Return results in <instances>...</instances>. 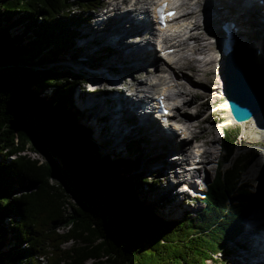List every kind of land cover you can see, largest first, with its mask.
Masks as SVG:
<instances>
[{
    "label": "trees",
    "instance_id": "obj_1",
    "mask_svg": "<svg viewBox=\"0 0 264 264\" xmlns=\"http://www.w3.org/2000/svg\"><path fill=\"white\" fill-rule=\"evenodd\" d=\"M98 1L0 0V236L9 245L0 242V264H228L204 252H215L259 204L255 188L264 191V169L255 188L241 180L257 158L251 152L214 174L197 217L202 230H213L208 246L201 238H190V246L169 239V232L178 234L193 222L165 224L153 208L148 215L151 205L139 203L140 190H152L156 180L136 174L122 180L135 165L126 157L102 156L72 103L83 95L82 77L57 65L73 46L81 14ZM133 146L124 144L129 158ZM220 147L224 164L236 147L234 137L224 133ZM61 227L65 232L57 233Z\"/></svg>",
    "mask_w": 264,
    "mask_h": 264
},
{
    "label": "bare ground",
    "instance_id": "obj_2",
    "mask_svg": "<svg viewBox=\"0 0 264 264\" xmlns=\"http://www.w3.org/2000/svg\"><path fill=\"white\" fill-rule=\"evenodd\" d=\"M131 1L135 0H130L129 2ZM145 1L151 2L153 0ZM108 2V8H111V10H113V14L111 17L112 20L110 23L106 24L105 26H102L101 31H98L97 29L93 31L85 28L80 29V32L82 33L81 35L84 36V44L82 43L83 46H85V44L88 46H95L98 48L94 49L97 52L99 51V49L100 51H102L103 49L107 50V56H98L99 58H101V61L99 62V68L105 70L107 72V75H102V71L100 69L96 70V72L87 73L94 74L96 75L95 77L97 79L101 80L104 76H114L111 75L112 73H117L116 75L119 77H127L130 76L131 73L136 72L144 73L145 75H149L150 77L147 80L141 82L135 81V78H132V81L128 85L126 90L130 92L129 95H126V93L123 92L125 90H121L120 92L116 91L112 93L111 98H109L108 101H110L113 106L111 105V109H109V111H106V136L109 137L111 132L116 133L117 131L127 133V135L132 134L131 130H129L127 126H123L121 124L120 119L121 116H123L124 114L132 116L136 119H140V124H134L131 129H141L144 138L148 140V142L144 144L150 147L152 153H157L156 155H153L154 159H156L157 157L162 156L165 151L162 149V144L158 140L159 138H165L167 140V149H172L179 147V145H184L185 141H187L189 138L187 137V133H183L181 139L182 141H179L176 139V136L171 133L170 128H165L164 126H161L154 119H151L152 122H147L146 120L148 119V116H144L143 114L137 115V112H139L138 110L141 109L140 106L141 101L144 98L145 89H154L156 88L158 83L167 84L169 89H177L179 87L181 90L176 91V98L182 103V106L184 108H188L192 104L194 99L191 94V89L196 84L193 85L191 80H189L186 76L180 74V70H178L179 72H175V70L171 69V66L167 64V61H164L159 58L154 50H152L153 52L148 50V47L151 46V37L153 36V30L150 27L149 21L142 22L136 20L135 17L140 14L136 13V9L131 7H129L124 12L116 13V11L120 9L118 7L117 1L108 0ZM146 5L147 4L144 3L141 7H148ZM204 5L206 7V12L208 16L212 18L214 22L218 20L225 21L229 19L235 24V27L238 29V31L233 33L232 38L236 40L235 42L237 44L239 43L237 42L238 35L236 33L241 32L240 29L244 30L249 40H258V42L260 41V43H263L262 39L264 38V0L262 5H258L255 2H252L251 0H205ZM188 15V21L184 24L178 25L177 27L190 26V28L192 29H190L189 33H191V37L193 38L195 44L194 46L188 48V43L183 40L178 41L179 45L182 48L180 50L179 56L180 60L182 61L181 67H188L191 65L192 59L188 58V56H183V54L187 51L192 54L197 53V55H201L200 52H204L202 54L207 56L208 60L203 66V68L210 66L213 64L211 58H209L208 56V53L211 51V48L208 47L206 41V44L201 42L203 41V38L206 40L207 34L205 32L198 31L200 28L195 12L191 10ZM255 35H259L258 39H255ZM140 36L146 38L143 44H139L141 45V47L136 46V44L138 43L136 41H134V43L129 44V37L138 38ZM249 52H252V59L255 63L256 68H260V64H262V59L259 55V52L257 53V56H254L255 50L252 47H250ZM261 52L263 57V48ZM85 54L87 56L86 60L89 62L91 60L96 59L93 56L95 54H90V50H87ZM255 61L259 62L260 64L257 65ZM150 70L151 72H149ZM242 70L244 77L248 81L249 87L252 89V91H250V95L253 97L255 104L257 106H261L262 104L264 105V84L257 83V81L253 78L254 72L252 68L251 70H246L242 67ZM206 71L210 72L211 69H207ZM165 73H169L171 75V79L166 76ZM217 84H221L220 79H218L214 83V85ZM141 86L144 88V90L142 89L140 91L137 88ZM216 89L217 88L214 87L212 90ZM100 97L102 98V93L100 94ZM87 107L89 109H94L97 115L99 113L97 108L102 107V101L90 98L87 100ZM239 110L241 113V108H239ZM227 111L228 115L231 116V114H229V108H227ZM179 116L185 120H192L193 118V115H188L184 112L182 114H179ZM238 116L243 117L244 115L238 114ZM252 129L255 132L254 136L256 141H259L260 136L258 126L254 124L252 126ZM190 133H192L195 138L198 137L195 132L190 131ZM112 144L118 147V140H114ZM204 144L207 146L206 143ZM179 152L189 155V151L185 150L184 147L181 148ZM211 152L212 150H209L208 148H204L202 151V166L199 168H201L203 172L206 171L205 165L207 164V162L210 161L209 156H211ZM146 154L147 153L143 155ZM168 160H170V158ZM168 160L157 159L155 163L156 165H158V167L160 164L161 168H163L161 173L164 179L168 180L169 177H172L173 179H177V181H172V183L168 185L167 188L165 187L167 189L166 191H164L163 193L159 191L157 194H155L156 196L153 195L152 198L166 202L170 207L169 209L174 212L173 214H175L181 206L180 201L176 200L179 195L182 197V194L178 193L176 188L179 183H181V180L178 173L172 172V174L169 175L168 172H166V169L168 168L173 169L171 167L173 166V164L168 163ZM178 163L180 164L182 163V161H179ZM257 166H259V164L253 165L250 168V176H252L256 172ZM197 173L200 172H191V174L193 175ZM171 191H175V193L172 194ZM259 192H261V190H259ZM262 214H257L256 212L252 213L248 219L250 226L247 225L248 221L244 222V224L242 223V225L240 226L239 230L241 234L236 237V239H239L240 241H236V239L234 240V242L238 244L239 247H243V250H241L242 248L239 249V251H242V254H235L236 257H238V260L240 261H247L251 264H264V214ZM244 220L245 218L243 219V221Z\"/></svg>",
    "mask_w": 264,
    "mask_h": 264
},
{
    "label": "rangeland",
    "instance_id": "obj_3",
    "mask_svg": "<svg viewBox=\"0 0 264 264\" xmlns=\"http://www.w3.org/2000/svg\"><path fill=\"white\" fill-rule=\"evenodd\" d=\"M100 3H103L102 0H100ZM100 11L102 12V9H100ZM76 13L77 14H81V11L78 10ZM85 15H86V13H82L81 14V18H85ZM90 15H91V13H90ZM78 26L84 27L85 29H87V28H89V29L92 28L93 30L96 29V26H94L93 23L91 25H86V24H83V23L79 22ZM81 27L78 28L77 30L75 29L77 35H79V36L82 34L80 32ZM240 31L241 32L236 33L238 35L237 42L240 44V46L241 45H245V47L247 48L248 51H249L250 47L254 48V50H255V52H254L255 55L254 56H257L258 55L257 53L259 52V55L261 56V59H262V64H260L259 62H256V61L255 62H256L257 65L260 64L261 70H264V54H263V57H262V52H261L262 48L264 49V38L262 39L263 43L262 42L260 43V41L258 42V40H249L248 36L244 32V30L240 29ZM10 32L12 34L15 33V31H13V30H11ZM239 35H241V36H239ZM258 36L255 35V39H258ZM81 39L82 38L80 36L79 39L75 40V42L73 43V46H71L70 49L66 53L62 54L61 57L65 59L66 63H69V67L72 68L71 70H73V71L85 73L87 71L99 70L100 69L99 68V65H100L99 62L101 61V58H99L98 56H100V57H104V55L107 56V54H106L107 52L104 53V54H103V52L96 53L95 55H93L96 59L91 60L90 62H87V61H85L87 59L86 58L87 56H86L85 52L87 50H90V54H93L92 50L98 49V48L95 47V46H88L86 44H85V46H83L84 43L82 42L83 44H81V41H82ZM205 41L206 40L203 38V41H201V42L205 43ZM77 44L78 45L81 44L80 47H82V48H78ZM257 46L259 47V49H258ZM79 51H80V53H79ZM99 51H100V49H99ZM187 53H189V51H187ZM250 53L252 54V52H250ZM232 61H234V60H232ZM74 65H75L76 68L74 67ZM64 66H67V65H62V64L58 65V67H64ZM203 66H204V63H201V64H199L197 66V69H201V68H203ZM190 67L192 69L195 68V66L193 64H191ZM208 68H209V66L206 67V69H208ZM100 70L102 71L103 74H106L105 70H102V69H100ZM181 71L184 72L183 75L188 77L189 80L191 79L192 82H194V83L196 82L195 79L190 75L189 72H187L185 70H181ZM132 78H135V81H138V80L144 81L145 79H148V76H146L144 73H140V74H137V75H134V76L130 77L129 78L130 81H131ZM206 80L208 82L210 81V83H211V73L209 74L208 78H206ZM141 81H139V82H141ZM194 83H193V85H195ZM79 85H80V83H79ZM80 87H82V86L80 85ZM123 88H126V86L123 85ZM99 89H102L101 85H100ZM138 89H143V88L141 87V88H138ZM125 93L127 94L128 92H125ZM192 93H196V90L193 89ZM89 97H92L91 99H98L99 101H102V100L105 101L106 100V98H105L106 96L102 95V98H101L100 97V93H98V94H95L93 96H86V98L84 97L82 99H78L77 95L73 96L72 97V103H73V106L78 110V121H80L81 125H83L81 123L82 122L81 120H83L84 117L86 116V115H84V110L90 112L88 114L89 120L85 117L86 118V122L85 123L92 129V133L91 134L96 139V141L99 142L100 137H98V132L100 131L99 128H101L102 124H100L98 122V120H96L94 117L92 119V116H94L95 113L92 110L87 109V107H86L87 98H89ZM108 102L110 103V101H108ZM105 106H103V110L104 111L106 109H109V107H110L108 104H106ZM192 106L196 107V105H190L186 109V114H193ZM97 109H98V112H99L97 115H99L102 112V107L101 108H97ZM81 112H82V115H81ZM105 125L107 127V124H105ZM200 129L201 130L195 129L194 131L198 132V136L200 138H202L204 141H206L207 148L209 150H212L211 156H209L210 161L207 162V164L205 165L206 171L203 172L205 174V176H206V179L208 181L212 180L214 174L216 172H218L219 168L223 169V168H226L228 165H233L234 163L241 162V161H243L246 158V156L249 153L256 151V150H254L252 148L251 144L248 143L247 141L241 142V136H238L239 132L236 131V132H234V136H235L234 139H235V142H236V147H235V149L233 151V155L231 156V159H229V161L227 163L223 164V161H222V159L220 157L221 156V151H219L218 141H216L212 136L209 135L210 130H211L210 127L208 125H206V124H203V125H201ZM103 134H104V141H103L102 146L105 149H107L108 151H110L111 149L115 150V151L108 152L107 156L108 155L113 156L112 154H123L124 151L121 148L122 145L125 144V143H128V142L134 143V146H133L132 152H131L132 153V157L129 158L126 155V158H127V160H129V162H132V163H128V164L129 165H135V167H131L130 169H127V171H129L128 172L129 176H126V175L124 176L123 175L122 176V180H124L125 178L136 177L135 173L137 174V176L139 175V177L147 180V182H148V180H152V181L156 180V183H154V186H153L152 190L148 191L146 189V187H142L141 190H140L141 197H139V199H141V200L139 201V203H143V205H145V207H147V205H153V206H150L148 208V210H147L148 215L151 214L150 213L151 212L150 208H153L155 206V204L157 203L156 207L158 208L157 209V211H158V219L163 221L165 224H167V222H170V221H175L178 224V222H182L183 220L187 219V217H189L188 214H186L188 212H181L182 211V207L181 206H180V209L177 210L175 214H173L174 212L169 209L170 207L168 206V204L166 202H164L162 200H160V202L159 201L154 202V200L152 198L153 195L157 194L159 191L161 193H163L164 191L167 190L166 189L167 186L170 185L172 183V181H177V179H172L171 177H169V179L167 180V179H164L162 177L161 171L163 170V168H161V165L159 164V167H158V165H156L155 161H153V160L151 161V159H154L153 155H156L157 153H152V150H150V147H148V145H145L144 143H141V139H140L141 136L140 135L133 134L132 136H130V135L126 136L127 134H125V133H121V132L118 133L117 132L116 134L113 135V137L111 136L109 141H107L105 139V133H103ZM109 137L106 136L107 139H109ZM232 137H233V135H232ZM142 138H143V136H142ZM114 140H118V145H117L118 147H116V146H114L112 144V142ZM120 141H121V143H120ZM183 147L185 148V150H187L190 147V144L186 142V144L181 145V148H183ZM104 148H102V149H104ZM145 153H147V154L143 155ZM25 154L27 156H29L30 158H33V159L37 160L38 162H43L45 160V159H42L37 154H32V153L30 154V153H27V152ZM169 155H171V154L168 153L166 156H162V157L164 159H167ZM132 159L134 161H132ZM135 161L139 162V163H136ZM148 161H150V162H148ZM256 164L257 165L259 164V166H257L256 172L252 176H250L249 170H250V168L253 165H256ZM263 169H264V166L260 165V163L258 162V158H257L245 170V172L242 173L241 180L243 182H245L246 184L251 185L253 188H255V181H256L259 173ZM166 172H167V169H166ZM125 173H126V171L123 172V174H125ZM50 182H51L52 185L56 184V182H54V179H52ZM29 191H31V190H29ZM255 192L258 193V202H259V204L257 206H254L253 208L250 209V212L247 214V216H246L244 221L243 220L239 221V226H241L242 223L244 224V222H247L249 217L251 216V214L254 213V212H256L257 214H259V213L260 214H262V213L264 214V191L261 190V193H260L259 192V188L256 187L255 188ZM148 201H150L151 204H149ZM64 211L68 212V207ZM193 215H194V213H191L190 216L195 218ZM163 216H165L166 218H164ZM146 219H148V217H146ZM203 225H204L203 220L197 219V220L193 221V223L191 224L190 229H185L184 226H182V229H181L180 233H178V234H176L175 232H169V239L173 240V239L177 238L179 240H184L185 241V245L186 246H190V244H191V241H189L190 238H193V237L194 238H201L203 240L202 243H205L208 246V244L210 243L209 240H212L211 239V232L213 230L209 231V233L202 232ZM247 225L250 226L249 221L247 222ZM64 231H65L64 228H61V229L58 228V230H56L57 233H62ZM190 232H191V234H190ZM196 233H198V234L196 235ZM159 234L167 236V234L164 233L162 230L159 231ZM240 234L241 233L237 230L233 235H229L228 237H223L222 241H223V244L225 245L226 250L232 249L234 247L233 245L232 246L229 245L227 242L228 241H232V243H235L234 240ZM3 235L4 234H1V236H0V242H2V243L5 241V237ZM186 236H187L188 240H187ZM1 237H2V239L4 241H2ZM236 241H240V240L236 239ZM6 243H7V241L3 243L5 248L9 246ZM71 243L72 242L65 243V244L61 245V248H69L71 246ZM75 245L79 246L80 243L75 242L73 244V246H75ZM180 247H181L180 244H177L175 246L176 249H179ZM217 250L218 251H215L213 253L212 252H210V253L204 252V253L210 259H216L217 261H220L221 259H223V260L227 261L228 264H229V262L234 263V264H241L242 263V261L238 260V257H236V255H234L235 251L229 252V255L227 256L229 259L227 260L226 257L222 258L223 247L219 246V248L217 247ZM241 250H243V247H242ZM236 253L237 254H242V251L237 250ZM91 261L92 260L86 261L85 264H88ZM207 263H210V261H207Z\"/></svg>",
    "mask_w": 264,
    "mask_h": 264
},
{
    "label": "water",
    "instance_id": "obj_4",
    "mask_svg": "<svg viewBox=\"0 0 264 264\" xmlns=\"http://www.w3.org/2000/svg\"><path fill=\"white\" fill-rule=\"evenodd\" d=\"M238 50L239 48L237 47L236 48L237 53ZM237 59L244 63L243 66L244 69L250 70L249 62L244 55L237 56ZM223 76L225 80L226 92L229 96L232 97L236 110L240 111L239 108H242L244 109V111H241V114L243 113L248 115L252 114L253 111L252 106L256 105L253 100V97L250 95V91H252V89L249 87L245 77H243L238 66L236 64L227 65L223 70ZM255 78L257 83H260L261 79L264 81V74H261L260 72H256ZM238 96L240 97L238 98ZM250 102L253 103L251 104ZM262 106L263 104L258 107L260 108Z\"/></svg>",
    "mask_w": 264,
    "mask_h": 264
},
{
    "label": "clouds",
    "instance_id": "obj_5",
    "mask_svg": "<svg viewBox=\"0 0 264 264\" xmlns=\"http://www.w3.org/2000/svg\"><path fill=\"white\" fill-rule=\"evenodd\" d=\"M72 69V68H71ZM79 73V72H78ZM61 228H63V227H61ZM86 261H90V259H85ZM88 264H91V262H89Z\"/></svg>",
    "mask_w": 264,
    "mask_h": 264
},
{
    "label": "built area",
    "instance_id": "obj_6",
    "mask_svg": "<svg viewBox=\"0 0 264 264\" xmlns=\"http://www.w3.org/2000/svg\"><path fill=\"white\" fill-rule=\"evenodd\" d=\"M61 229V228H60ZM66 230V227L64 228ZM65 232V231H64Z\"/></svg>",
    "mask_w": 264,
    "mask_h": 264
}]
</instances>
